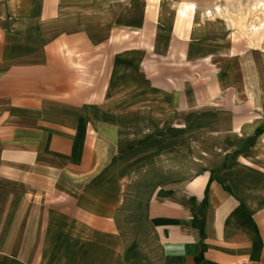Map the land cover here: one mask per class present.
Wrapping results in <instances>:
<instances>
[{
	"label": "crops",
	"instance_id": "obj_1",
	"mask_svg": "<svg viewBox=\"0 0 264 264\" xmlns=\"http://www.w3.org/2000/svg\"><path fill=\"white\" fill-rule=\"evenodd\" d=\"M193 2L0 0V264H264V44Z\"/></svg>",
	"mask_w": 264,
	"mask_h": 264
},
{
	"label": "rangeland",
	"instance_id": "obj_2",
	"mask_svg": "<svg viewBox=\"0 0 264 264\" xmlns=\"http://www.w3.org/2000/svg\"><path fill=\"white\" fill-rule=\"evenodd\" d=\"M158 1L146 0L148 11L152 12ZM205 1L209 9L200 12L201 8L198 7L205 4ZM193 3L195 6L199 5L197 9L181 3L175 5L178 11L175 8L172 10L176 16V24L181 26L182 31L189 26L190 19L204 16L205 21L220 20L224 26L227 21L231 26V32L234 33L235 41L240 40L243 44L247 43V46L264 44V0H194Z\"/></svg>",
	"mask_w": 264,
	"mask_h": 264
}]
</instances>
